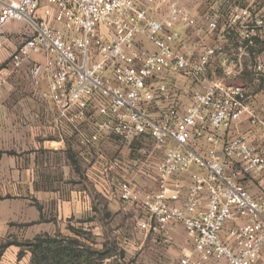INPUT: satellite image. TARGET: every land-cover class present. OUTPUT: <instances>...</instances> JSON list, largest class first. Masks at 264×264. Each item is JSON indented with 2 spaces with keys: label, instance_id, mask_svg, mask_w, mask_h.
I'll use <instances>...</instances> for the list:
<instances>
[{
  "label": "built area",
  "instance_id": "2783aa9c",
  "mask_svg": "<svg viewBox=\"0 0 264 264\" xmlns=\"http://www.w3.org/2000/svg\"><path fill=\"white\" fill-rule=\"evenodd\" d=\"M184 1L0 0V45L7 27H26L0 90L26 68L33 95L58 108L84 149L143 139L164 149L155 161L145 150L113 157L105 171L153 165L154 188L125 180L117 194L142 199L138 225L165 246L173 225L184 226L191 251L171 264H264V89L243 82L264 83V0H231L223 24ZM154 4L167 7L164 19L148 16ZM174 73L210 82L185 102L166 82ZM186 171L189 183L175 180Z\"/></svg>",
  "mask_w": 264,
  "mask_h": 264
},
{
  "label": "crops",
  "instance_id": "0c3cea01",
  "mask_svg": "<svg viewBox=\"0 0 264 264\" xmlns=\"http://www.w3.org/2000/svg\"><path fill=\"white\" fill-rule=\"evenodd\" d=\"M231 3V0L184 1L196 17L201 19L207 16L222 24ZM166 12L167 7L161 4L151 5L147 10L148 16L157 20L164 19ZM10 27L12 25L7 27L8 31ZM181 30L184 35L191 32L187 27ZM225 36L229 38L224 39L228 46L236 36L235 31H230ZM204 41L208 45L213 44L210 36H206ZM143 42L147 47H152L147 41ZM219 63L217 60L216 66ZM214 69V66L210 67L209 75ZM217 74L220 75V71ZM214 76L215 73H212V77ZM166 82L176 86L182 93V99L187 102L190 93L201 89L204 83L210 81L195 83L174 73L167 77ZM42 86L46 87L47 81H43ZM58 115V108L53 103L32 95L29 81H8L0 90V241L3 240V243L10 239L31 240L43 233H66L70 219L81 220L83 214L94 208L89 207V192L92 190L89 189L83 157H80V151L85 149L78 143L76 136H73L69 123L58 121ZM142 141L113 140L109 144L111 147L122 148L132 157L139 156L143 150L150 152L140 144ZM161 150L163 154L164 149ZM145 170L147 169L139 172L133 170V179H129L141 190L148 191L155 187V172L153 171L154 177L151 178L143 174ZM113 173L115 175L108 178L114 183L122 175L116 169ZM148 177L153 181L147 182ZM174 178L187 184L190 181V171ZM93 200L91 205L97 202L95 198ZM122 202L133 208L138 222L145 217L142 199L137 202ZM46 212H51L53 217L42 218ZM78 215L81 217L78 218ZM151 235L157 239L154 233ZM172 235L174 246L169 251L176 260L189 253L192 246L182 224L173 225ZM19 250L16 245L7 247L0 258V264H23L27 259L18 262Z\"/></svg>",
  "mask_w": 264,
  "mask_h": 264
},
{
  "label": "rangeland",
  "instance_id": "374dc122",
  "mask_svg": "<svg viewBox=\"0 0 264 264\" xmlns=\"http://www.w3.org/2000/svg\"><path fill=\"white\" fill-rule=\"evenodd\" d=\"M9 32L11 33L9 38L0 45V68L6 64L10 59L11 53L26 36V27L22 23H14L12 28L10 27ZM8 81H30L27 69L23 68L18 73H14ZM224 82L242 84V81ZM205 84H207V82L204 83V85ZM247 88L251 92L254 90V87L251 85L250 87L247 86ZM33 89L34 87L30 85L32 95ZM25 92H27V90ZM105 142L99 144L95 148L80 151V157H83L84 168L89 180V189L93 192H89V207L90 209L91 206L94 208L91 209L92 211L89 210L87 214H83L82 217L80 215L77 217L91 219V221L85 223L84 226L92 230L94 235L97 236V241L100 245L107 240H115L119 249L124 252L125 264H171L174 260V255L169 251V248L174 246V241L171 245L165 246L160 243L157 234H155L157 239L153 237L154 235H151V233L147 234V232L138 225V218L134 215L133 208L124 204L117 198V187L119 184L125 180L130 181L129 177L132 178L134 173L131 168L122 166V169H116V171L123 177L121 176V178L116 182L114 181V183L109 179L110 176L114 174V169L105 171L110 159L118 157L128 160L130 156H128L122 148L111 147L108 140ZM140 144L149 149L153 155L154 161L161 157V148H157L150 139H144ZM143 169H147L143 174L151 178L154 177L152 164ZM146 181L150 183L153 180L149 178L146 179ZM131 182L134 183L133 181ZM95 193L100 195L97 196ZM93 198H95L97 202L91 205ZM107 213L109 214L107 215ZM44 217H49L51 219L53 214L51 212H46L42 215V218ZM2 243L3 240L0 241V244Z\"/></svg>",
  "mask_w": 264,
  "mask_h": 264
},
{
  "label": "trees",
  "instance_id": "16d2710c",
  "mask_svg": "<svg viewBox=\"0 0 264 264\" xmlns=\"http://www.w3.org/2000/svg\"><path fill=\"white\" fill-rule=\"evenodd\" d=\"M243 82L255 90L264 89L262 82ZM89 221L91 219H70L66 233H43L25 241L7 240L0 244V258L7 247L16 245L20 248L18 262L27 259L23 264H125L124 252L117 242L107 240L100 245L92 230L84 226Z\"/></svg>",
  "mask_w": 264,
  "mask_h": 264
}]
</instances>
